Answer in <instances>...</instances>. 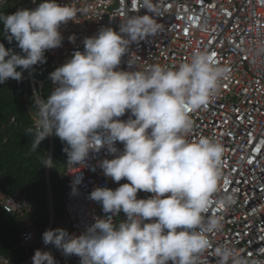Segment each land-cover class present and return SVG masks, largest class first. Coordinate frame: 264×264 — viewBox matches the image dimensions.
<instances>
[{"label":"clouds","instance_id":"9594fccd","mask_svg":"<svg viewBox=\"0 0 264 264\" xmlns=\"http://www.w3.org/2000/svg\"><path fill=\"white\" fill-rule=\"evenodd\" d=\"M121 3L125 6V0ZM36 4L31 2V10L0 13L4 38L9 43L15 40L23 53L14 54L0 43V84L9 78L19 81L18 67L29 72L32 66L45 63V51L61 46L60 26L91 10L90 5L81 9L74 3L61 6L56 0ZM141 8L153 15H127ZM156 16L154 0H130L119 31L102 27L83 40V53L74 52L50 73L57 87L46 100L40 98V87L39 93L32 88L34 128L26 132L34 136L33 151L45 138L53 150L55 135L66 143L63 151L73 167L83 166L90 152L107 148L115 154L116 142L124 146L120 155L101 161L100 167L114 182L126 179L129 183L115 190L96 188L89 194L90 200L111 215L96 218L83 234L74 236L64 229L48 230L50 206L44 244H52L64 256L79 257L80 264H210L206 255L213 247L209 236L223 229L222 213L235 203L231 194L217 195L221 184L228 182L221 140L204 135L190 139L194 129L191 113L207 108L230 69L197 49L178 65L157 63L144 70H119L130 44L161 32L163 25ZM134 58L138 57L130 56L129 67L136 65ZM29 78L31 82L32 72ZM126 112L129 118L119 119ZM42 163L48 177L53 162L46 156ZM82 178L81 174L73 183L79 184ZM140 191L152 195L137 199ZM120 212L126 219L114 223L113 217ZM257 253L264 257V247ZM214 255L215 264H264V259L248 258L227 244L215 246ZM3 264H8L7 259ZM32 264L57 262L50 252L36 250Z\"/></svg>","mask_w":264,"mask_h":264},{"label":"built area","instance_id":"2783aa9c","mask_svg":"<svg viewBox=\"0 0 264 264\" xmlns=\"http://www.w3.org/2000/svg\"><path fill=\"white\" fill-rule=\"evenodd\" d=\"M9 0H0V5ZM37 0L33 2L35 5ZM61 5L74 3L77 8L90 5L91 10L78 14L74 21L62 24L59 32L61 46L46 50L54 62V71L70 60L76 51L83 53V40L93 37L102 27L119 31L125 8L130 0H56ZM156 21L163 25L154 37L129 45L128 53L121 60L119 70H144L151 64L178 65L190 59L194 50L207 51L215 61L230 69L228 78L222 80L218 94L207 108L191 113L194 129L191 138L218 137L225 149L222 159L227 184H221L217 194H231L235 203L223 214L224 227L210 234L212 243L206 255L215 264L214 247L227 244L248 258H261L257 250L264 247V0H154ZM153 15L141 8L138 13L127 15ZM70 37H73L70 41ZM125 38H127L125 36ZM135 64L129 67L130 56ZM35 79H31L34 84ZM41 89V82H37ZM50 94L57 85L49 78ZM40 98L42 99L41 95ZM129 112L119 119L127 120ZM134 119V117H132ZM115 154L107 148L90 152L85 164L71 167L66 163L64 175L71 184L65 201L69 235L83 234L96 218H105L99 202L89 199L96 188L115 190L126 179L114 182L106 177L100 162L116 158L123 152V144L116 142ZM82 174L79 184L73 181ZM73 188L75 194H73ZM152 194L140 191L137 199ZM27 200L19 192L11 196L0 193V205L5 212L20 215ZM126 219L123 212L113 217L114 223ZM147 222V221H146ZM33 220L25 222L14 250L20 249L21 257L13 262V256L0 254V264H32L36 250L46 251L42 237L32 228ZM57 264H80V258L63 256Z\"/></svg>","mask_w":264,"mask_h":264},{"label":"trees","instance_id":"16d2710c","mask_svg":"<svg viewBox=\"0 0 264 264\" xmlns=\"http://www.w3.org/2000/svg\"><path fill=\"white\" fill-rule=\"evenodd\" d=\"M32 0H9L0 7V13L10 15L18 9H30ZM44 2L37 0L36 7ZM0 43L6 50L12 49L14 54L23 55L17 42L9 43L4 38V26L0 24ZM45 63L31 67L33 79L42 82L40 91L42 99L50 95L49 75L54 71L53 60L44 53ZM22 76L19 81L7 79L0 84V192L7 196L14 191H21L29 200V207L22 215L7 214L0 208V254L6 258L13 256V262L21 257L20 249L14 250L20 233L25 229L27 219H33L32 228L41 238L47 230L50 217L49 194L52 199L54 229H68V221L64 212V202L69 191V183L64 175L67 155L63 151L67 147L55 135L51 154L52 165L42 163L50 154V142L45 138L32 150L34 136L26 132L34 128L35 112L33 103V87L39 93L35 82L32 86L28 70L17 68ZM13 120V121H12ZM48 178V183H47Z\"/></svg>","mask_w":264,"mask_h":264},{"label":"rangeland","instance_id":"374dc122","mask_svg":"<svg viewBox=\"0 0 264 264\" xmlns=\"http://www.w3.org/2000/svg\"><path fill=\"white\" fill-rule=\"evenodd\" d=\"M28 220L30 219H27V221ZM46 251L50 252L51 255L54 257V259H60L64 256L63 253L60 250H58L56 247H54L52 244L47 245Z\"/></svg>","mask_w":264,"mask_h":264},{"label":"bare ground","instance_id":"6f19581e","mask_svg":"<svg viewBox=\"0 0 264 264\" xmlns=\"http://www.w3.org/2000/svg\"><path fill=\"white\" fill-rule=\"evenodd\" d=\"M12 121H13V120H12ZM15 192H19L20 195H21V196H24V197L26 198V200H27V204H26V206L23 207L22 212H21V214H20V215H22V213L24 212V210L27 209V208L29 207V200H28L27 196H26L24 193H22L21 191H14V192H12L11 194H9V195H7V196H11V195H13ZM0 208L4 211V209L1 207V205H0ZM4 212H5V211H4ZM5 213H7V212H5ZM7 214H10V213H7ZM13 215H15V214H13ZM17 216H18V215H17ZM30 220H33V219H30ZM30 220H28V221H30ZM26 221H27V220H26Z\"/></svg>","mask_w":264,"mask_h":264},{"label":"water","instance_id":"95a60500","mask_svg":"<svg viewBox=\"0 0 264 264\" xmlns=\"http://www.w3.org/2000/svg\"><path fill=\"white\" fill-rule=\"evenodd\" d=\"M29 73H31L30 69H29ZM34 92H35V90H34ZM51 153H52V145L50 146V155H49L50 158H51ZM50 200H51V197H50ZM50 206H51V218H50L51 221H50L48 230H51V228H52V216H53L52 203L50 204Z\"/></svg>","mask_w":264,"mask_h":264},{"label":"crops","instance_id":"0c3cea01","mask_svg":"<svg viewBox=\"0 0 264 264\" xmlns=\"http://www.w3.org/2000/svg\"><path fill=\"white\" fill-rule=\"evenodd\" d=\"M54 64V63H53Z\"/></svg>","mask_w":264,"mask_h":264}]
</instances>
